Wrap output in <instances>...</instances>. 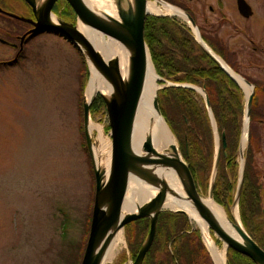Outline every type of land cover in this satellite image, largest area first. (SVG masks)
<instances>
[{"label":"rangeland","instance_id":"rangeland-1","mask_svg":"<svg viewBox=\"0 0 264 264\" xmlns=\"http://www.w3.org/2000/svg\"><path fill=\"white\" fill-rule=\"evenodd\" d=\"M247 1L255 10L250 18L239 13L236 0H222V14L228 19L220 33L238 53L230 56L238 73L264 86V59L257 62L250 56V38L261 40L253 27L264 21V0ZM62 2L69 11H58L64 8L61 4L55 16L77 23L73 8L67 0ZM192 5L214 20L220 16L217 0ZM12 52L0 44V59ZM25 53L17 66L0 68V264H80L96 192L94 161L85 137L86 89L81 104L86 59L71 42L51 33L32 40ZM255 62L261 65L257 69ZM257 103L262 115L253 123L252 144L264 182V94L258 95ZM91 119L103 126L111 141L106 109L91 114ZM97 134V130L91 134L93 142ZM207 187H201L204 195H209ZM233 208V204L225 208L230 217ZM123 235L125 242L117 255L105 264L133 260L125 229Z\"/></svg>","mask_w":264,"mask_h":264},{"label":"trees","instance_id":"trees-1","mask_svg":"<svg viewBox=\"0 0 264 264\" xmlns=\"http://www.w3.org/2000/svg\"><path fill=\"white\" fill-rule=\"evenodd\" d=\"M168 1L171 2V0ZM202 35L217 54L236 72H241L237 64L231 60V55L222 48L217 39L204 32ZM145 39L155 69L163 79L159 83L172 81L206 89L221 138L220 161L213 188L214 199L228 209L234 202L239 179L238 158L243 134L245 92L204 50L191 30L177 19L169 16L148 15L145 22ZM83 59L85 60L84 57ZM84 62L86 76L83 81L81 104L84 100L86 82L89 79L88 66L86 61ZM253 83L255 96L250 115L245 174L239 207L243 225L264 249L262 210L264 188L259 179L260 172L255 164L256 148L252 144L253 123L259 113L262 115L257 97L264 94V86ZM158 101L165 120L179 140L182 155L198 187L200 189L209 187L216 155V141L202 96L194 88L170 85L158 90ZM102 109H106L105 101L98 94L91 104V112L96 115ZM107 128L109 129V126ZM223 134L227 143L225 148L222 141ZM125 230L132 258L135 259L149 233L150 219L146 217L132 221L125 226ZM227 262L228 264H256L250 257L232 248L227 250ZM142 264L215 263L197 224L184 212L164 210L159 214L154 241Z\"/></svg>","mask_w":264,"mask_h":264},{"label":"water","instance_id":"water-1","mask_svg":"<svg viewBox=\"0 0 264 264\" xmlns=\"http://www.w3.org/2000/svg\"><path fill=\"white\" fill-rule=\"evenodd\" d=\"M26 1L33 8L36 20L18 15L14 16L24 21L31 22L34 25L31 32L50 31L57 33L70 41L85 57L89 70L90 59L99 75L114 86V91L110 97H107L100 92L95 94L89 101L85 99L84 102L85 136L92 160L94 161L92 150L93 141L89 130L91 116L90 109L92 102L98 94L104 98L108 112L112 137V154L110 171L107 177L105 176L104 171H101L96 167L95 161L93 164L96 179L95 201L89 238L81 264H102L106 252L117 231L124 229L125 226L132 221L148 217L150 219L149 233L137 256L132 260V264H142L154 241L159 214L162 211L169 209L172 211H181L190 216L188 211L183 208L172 209L165 207L168 191L165 182L159 176L152 174L143 166L144 164L149 163L150 160L139 152H136L133 147L135 118L146 83L149 61L153 64L150 50L145 39L146 18L149 14L153 13L147 10V0H134V7L128 3V0H116L119 19L113 18L111 21H108L96 14L89 6H87L84 0H67L77 15L78 21L77 23H73L63 18L58 19V21L53 20V8L58 0H43L40 5L37 3V0ZM125 5L126 8H124ZM237 5L242 16L248 18L253 14L252 6L247 0H237ZM185 13L190 19L195 33L194 36L199 44L244 90L246 97L244 115L245 125L246 117H248L250 122L255 85L233 70L219 55H217L205 42L199 30L200 38H198L195 29L197 28L196 22L190 14L187 12ZM80 21L96 32L102 33L104 36L117 39L130 49V67L126 78L123 77L121 73L119 59L116 57L106 59L102 52L97 49L91 40L78 28V23ZM156 74L158 77L157 80H161L162 78L157 72ZM243 83L250 87L249 95ZM169 85H172V83ZM188 86L196 89L204 97L215 134L216 155L208 189L209 195L211 194L214 198V181L218 170L221 151L220 135L205 87ZM161 88L163 87H158L157 91ZM157 91L154 96L153 106L162 114ZM248 135L249 127L247 131V142ZM222 141L223 147L225 148L227 144L225 134H223ZM171 148L173 149V154H160V158L155 161L159 164L174 168L180 174L184 173L186 175V192L193 201L195 210L208 223L209 228L214 232V235L221 241L227 242L228 248H232L250 257L256 264H264V249L251 237L244 225L239 228L241 235L240 238H235L216 220L211 210L202 200L201 192L190 167L184 159L181 150H179L180 145L179 149L175 145H171ZM143 149L146 152L155 150L153 141L150 138L144 142ZM244 151L245 147H243L242 134L239 147V155L241 158L239 180L233 202V205H237L238 207L245 174L246 157ZM133 173H136L151 183L160 182L162 186L158 193L149 202L141 205L137 211L123 214L129 181Z\"/></svg>","mask_w":264,"mask_h":264},{"label":"bare ground","instance_id":"bare-ground-1","mask_svg":"<svg viewBox=\"0 0 264 264\" xmlns=\"http://www.w3.org/2000/svg\"><path fill=\"white\" fill-rule=\"evenodd\" d=\"M43 0H37L40 5ZM96 14L105 20L111 21L113 18L119 19L118 8L116 0H84ZM128 3L134 7V0H128ZM126 8V5L124 6ZM147 10L155 14H175L190 22V19L184 11L178 7L168 4L163 0H148ZM53 20L58 21V17L53 15ZM78 28L91 40L97 49H99L106 59L116 57L120 61L121 73L123 77H127L130 67V49L117 39L104 36L102 33L96 32L82 21L78 23ZM196 29L198 38L200 34ZM90 77L86 88V99L89 101L95 94L102 92L107 97H110L114 91V86L107 82L97 72L95 66L89 59ZM157 74L152 62L149 61L147 78L142 97L137 110L134 133H133V147L136 152H139L144 157L148 158L149 163L143 166L152 174L159 176L168 188L167 199L165 207L178 209L183 208L188 211L191 218L197 221L201 227L204 242L212 254L216 264H226V255L228 250L227 242L219 245L211 234L208 223L197 213L194 208L193 201L186 192L187 178L184 173H178L174 168L157 163L155 160L160 158V154H173L171 145L177 146L179 143L171 131L170 126L153 106V100L159 83ZM249 95L250 87L243 83ZM250 122L246 117L244 132H243V147L247 144V131ZM89 130L91 134L98 131L95 142H93V155L96 167L105 172L107 177L111 166V141L104 134L103 126L93 120L89 122ZM153 141L155 150L146 152L143 149L144 142L147 139ZM180 150V149H179ZM162 184L151 183L136 173L131 175L129 187L127 190L123 214L137 211L138 208L149 202L160 190ZM203 202L213 213L216 220L235 238H240L239 228H241L242 221L239 214L238 206L233 208V217L231 218L225 208L217 203L212 195H204L201 193ZM125 242L123 229L117 231L113 240L106 252L105 261L112 260L118 253L121 245ZM127 264H132L130 261Z\"/></svg>","mask_w":264,"mask_h":264},{"label":"flooded vegetation","instance_id":"flooded-vegetation-1","mask_svg":"<svg viewBox=\"0 0 264 264\" xmlns=\"http://www.w3.org/2000/svg\"><path fill=\"white\" fill-rule=\"evenodd\" d=\"M62 1L63 0H58L56 2L53 11L57 10L58 6H60L61 4H64V8H60L58 9V11H69L67 5H65V3H63ZM195 1L198 0H171L170 3H173L180 9L190 14L199 28L202 27L201 29L206 35H210L211 37L214 35V37L212 38L217 39V41L221 43L220 45L222 46V48L226 50L229 55L237 56V51L234 49V47H232L231 43H229L223 36H221L220 33L225 23L227 22L226 20L228 19L222 14V0H217L220 9V16L219 18H216V20L212 19V17L209 16L205 10L195 8L196 6L192 5V3H194ZM209 10L211 13H213L215 9L210 5ZM254 14L255 10L253 9V14L251 16H254ZM14 15L36 20L33 8L27 3L26 0H0V44L7 48H10L13 51L11 55L6 59H0V68L3 69L15 67L20 64L24 60V58H26V48L32 40L46 33L61 36L50 31L31 32V30L34 28V25L31 22L24 21ZM253 30L255 36L260 37L261 40H254L250 38V56L253 57L257 62H260V59H264V21H257L255 26L253 27ZM235 32L238 34V30H236ZM254 65H256V69L261 66L259 65V63L256 64V62L254 63ZM259 174L260 182L264 183L261 177V171ZM262 186L264 187V184ZM262 210L264 214V208Z\"/></svg>","mask_w":264,"mask_h":264}]
</instances>
